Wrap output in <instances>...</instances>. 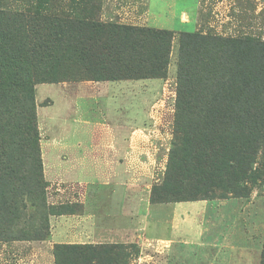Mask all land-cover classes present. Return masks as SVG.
<instances>
[{"label":"rangeland","instance_id":"374dc122","mask_svg":"<svg viewBox=\"0 0 264 264\" xmlns=\"http://www.w3.org/2000/svg\"><path fill=\"white\" fill-rule=\"evenodd\" d=\"M0 1H5V3L10 1L11 4L14 0ZM52 1L54 0H51L49 4ZM92 1L95 6L94 17L102 25H106L107 23L100 20L97 11L99 0ZM16 3L26 9L33 6L36 0H17ZM58 11L74 12L68 0H58L57 4L47 9V13L50 14L58 13ZM184 16L186 19H183ZM148 26L170 30L176 35L202 29L203 34L210 31L221 37L249 35L264 42V0H150ZM176 59L177 41L174 38L164 78L102 83V86L112 87L108 92H99L89 97L84 91L95 90L92 86L95 82L79 75V69L75 66L63 63L56 70V75L51 77L55 81L40 82L31 79L34 83L30 90L27 91L26 88V92L24 90L12 92L8 96V103L4 105L0 113V148L12 161L10 170L12 173L0 176L1 212L5 214L4 207H8L11 203L15 188L19 185L18 180L24 179L31 183L34 179L36 167L33 158L37 159V156L33 147H38V156L42 163L41 148L45 152L54 147H61L62 144L79 149L96 146L99 129L96 126L106 121L109 125H114L113 119L116 117L114 112L120 117L133 119L131 117L134 110L129 106L126 108L120 106L123 91L119 88L126 84H133L137 87L143 84V92L137 97L142 101V106L135 117L137 124L134 126L131 123L126 124L128 129L134 127L137 130L136 137L130 141L131 146L138 149V155L132 157V161L142 162V168L137 169V176L134 180L142 183V187L149 192L148 199L154 194L156 199L161 200L163 193H166L168 200L207 201L211 197H218L220 193L223 194L225 198H214L211 201L226 203L224 204L226 208L223 209L226 213H238L230 216L223 215L221 226L224 227V233L231 228L230 222L234 220L236 228L248 229L249 234L246 233L245 238L254 239L256 247L260 248H258L259 258L257 257V264H259L264 243V154L258 150L260 142L253 149L250 168L247 166L243 168V172L252 173L253 177L244 184H240L237 193L226 192L223 189L218 191L213 186L215 183L202 180L204 149L201 145L196 148L197 158L178 160V154L193 155L195 153L194 145L184 143L182 136L175 134L173 129ZM46 74L47 72H42L43 76ZM72 91L84 93L78 97L76 103L69 98ZM130 93L134 96L136 92L131 89ZM29 103L32 105L33 118L25 120V114L31 110ZM33 130H36L37 134L34 146L28 142V139L31 141ZM60 136L67 137L61 142L57 140ZM205 151L208 152V149ZM236 172L233 170L231 175L235 176ZM42 180L46 182V188L45 182L41 185L44 188V203L52 211L53 216L59 212L77 214L82 211V207L77 202H68L67 197L57 200L55 197H48L49 182L46 181L44 175ZM165 183L171 184L172 192L169 190L171 187L167 188ZM32 186L35 185L32 184ZM95 189L88 187L87 191L91 193ZM78 190L74 192L75 195ZM191 205L184 203L182 211L179 210L178 213L183 214L185 210L190 211L189 207H193ZM42 207L26 212V224H23V219L18 220L17 230L20 233H16V228L11 231V228L7 230L1 227L0 264H168L166 252L157 250L164 245L159 247L155 240H149L145 245L128 242L54 244L50 225V218L53 216L42 214ZM214 208L213 205L211 208L208 207V209ZM190 214L193 217L195 213ZM206 214L213 213L208 210ZM168 218L166 211L158 214L160 226L157 225V232L166 231ZM202 218L203 220L205 218L203 214ZM230 218L231 221H227ZM46 220L49 223L48 227L40 232H37V226L35 228L27 226L28 222L33 223L32 226L30 225L33 227ZM210 222L208 218L206 225L210 226ZM212 237H206V239ZM187 238L194 248V244H197V236L190 234ZM191 264H198V261L193 260Z\"/></svg>","mask_w":264,"mask_h":264},{"label":"trees","instance_id":"16d2710c","mask_svg":"<svg viewBox=\"0 0 264 264\" xmlns=\"http://www.w3.org/2000/svg\"><path fill=\"white\" fill-rule=\"evenodd\" d=\"M50 1L36 0L26 9L17 0L11 4L8 1V6L0 1V113L12 92L30 90L34 83L31 79L55 81L51 77L63 63L75 66L79 75L94 82L164 78L171 44L176 38L173 129L184 143L194 145L195 153L178 154L177 159L197 158L196 148L201 145L202 180L215 183L218 191L237 193L239 185L253 177L243 168H250L257 143L260 142L258 150L264 154V42L249 35L221 37L210 31L203 34L202 29L176 35L152 27L102 25L94 17L92 0H68L74 12L55 14L47 13V9L58 0L49 4ZM100 3L101 0L98 13ZM42 72L47 74L43 76ZM29 107L25 120L33 118L31 103ZM32 133L28 142L34 146L36 130ZM33 149L37 156L34 159L32 155L34 179L31 183L18 180L11 203L4 207L5 214L0 209V229L16 228V233H20L18 220L23 219L26 224V212L41 206L42 214L54 215L44 203L42 163L38 147ZM6 155L0 148V176L12 173V161ZM233 170L238 171L235 176L231 175ZM165 186L171 187L172 192L171 184ZM167 196L163 193L159 200L152 194L149 202H187L168 200ZM223 196L220 193L207 201ZM32 224L28 222V228L37 226L40 232L49 223L46 220L30 227ZM259 264H264V243Z\"/></svg>","mask_w":264,"mask_h":264},{"label":"crops","instance_id":"0c3cea01","mask_svg":"<svg viewBox=\"0 0 264 264\" xmlns=\"http://www.w3.org/2000/svg\"><path fill=\"white\" fill-rule=\"evenodd\" d=\"M99 16L104 23L149 27L150 0H101ZM102 83L107 82H95L92 85L95 90L88 89L84 93L92 97L99 92H108L112 86H102ZM142 87L143 84L139 87L126 84L119 88L123 91L120 106L132 108L133 119L120 117L114 112V125L103 121L104 124L96 126L99 128L96 146L79 149L62 144L45 152L40 147L43 175L49 182L48 197H55V200L67 197L68 202H77L82 207L80 213L50 218L51 237H54L52 242L67 245L102 242L145 245L147 241L155 240L159 247L164 245L157 250L166 252L168 264H191L193 260H197L198 264H257L260 248L256 247L254 239L245 238V234H249L248 229L236 228L235 220L231 221L230 218L227 221H231V228L224 233L221 226L223 215L238 214L226 213L223 210L226 203L194 201L151 204L149 192L142 187V183L134 180L137 169L142 168V162L132 161V157L138 155V149L132 147L130 141L136 137L137 130L134 127L128 129L126 124H137L135 117L142 106V101L137 97L142 94ZM131 89L136 92L134 96L130 93ZM84 93L72 91L69 98L76 103ZM66 137L56 138L62 142ZM88 187L96 189L89 193ZM184 203L192 204L193 209L189 207L190 211L178 213ZM211 205L215 208L208 209ZM208 210L213 214L207 215ZM163 211L169 215L165 220L168 227L165 232H157V225L160 226L158 214ZM191 212L195 213L193 217ZM208 218L210 226L206 225ZM190 234L197 236L194 248L187 238Z\"/></svg>","mask_w":264,"mask_h":264}]
</instances>
